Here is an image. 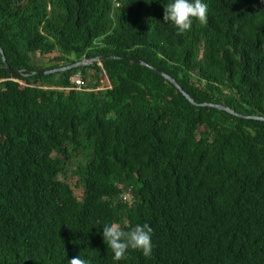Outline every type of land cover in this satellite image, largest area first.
Returning a JSON list of instances; mask_svg holds the SVG:
<instances>
[{
  "label": "trees",
  "instance_id": "trees-1",
  "mask_svg": "<svg viewBox=\"0 0 264 264\" xmlns=\"http://www.w3.org/2000/svg\"><path fill=\"white\" fill-rule=\"evenodd\" d=\"M171 2L0 0V264H264V0H202L183 34ZM112 223L151 258L115 260Z\"/></svg>",
  "mask_w": 264,
  "mask_h": 264
},
{
  "label": "clouds",
  "instance_id": "clouds-1",
  "mask_svg": "<svg viewBox=\"0 0 264 264\" xmlns=\"http://www.w3.org/2000/svg\"><path fill=\"white\" fill-rule=\"evenodd\" d=\"M164 22L172 23L183 34L191 29L193 21L204 25L208 22V5L202 0H172L164 7ZM152 228L148 224L136 225L125 231L120 224L112 223L103 227V240L114 253V259L125 258L126 252L139 250L142 254L152 256ZM68 264H87L80 256L72 258Z\"/></svg>",
  "mask_w": 264,
  "mask_h": 264
},
{
  "label": "water",
  "instance_id": "water-1",
  "mask_svg": "<svg viewBox=\"0 0 264 264\" xmlns=\"http://www.w3.org/2000/svg\"><path fill=\"white\" fill-rule=\"evenodd\" d=\"M1 55L3 56V63L5 64V69L9 72V74L11 76H19L21 75V73L19 72H13L9 65H7V61L4 57V52L1 51ZM109 58H114V57H106V56H99V57H96V58H93V59H90V60H84L82 62H79V63H76L74 65H71L69 66L68 68H65V69H61V70H56V71H52V72H44V73H38V74H35L37 76H40V75H43V76H47V75H52V74H56V73H61V72H65V71H68L69 69H72V68H76V67H80V66H89V65H94L96 64L97 62H101L105 59H109ZM139 64L143 65V66H147V64H145L144 62L142 61H139V60H136ZM155 71L157 73H159L161 76L165 77L166 79L170 80L173 84L176 85V87L187 97V99H189L192 103H194V101L190 98V96L179 86V84L172 78L170 77L169 75H166L165 73L163 72H160L158 70L155 69ZM195 104V103H194ZM213 107H216V108H219L221 110H225L231 114H234V115H238L236 114L233 110L227 108V107H224V106H221V105H211ZM252 119H255V120H261V121H264V118H261V117H251Z\"/></svg>",
  "mask_w": 264,
  "mask_h": 264
},
{
  "label": "rangeland",
  "instance_id": "rangeland-1",
  "mask_svg": "<svg viewBox=\"0 0 264 264\" xmlns=\"http://www.w3.org/2000/svg\"><path fill=\"white\" fill-rule=\"evenodd\" d=\"M56 56H57V55H51V56H47V57H41L40 55H37V57L35 58V64H36L38 67H42V68H44V67L50 65V64L52 63V61L56 58ZM90 73L93 74L94 72H93V71H90ZM75 76H76V75H75ZM75 76H74V77H75ZM79 80H81L79 77H76V78H75V81H79ZM104 82H107V79L105 78V75H102V76H101V83H102V84H100V86H99V90H102L103 87L106 86V85H103ZM80 83H81V82H80ZM96 91H98V90H96ZM67 177H68V181H69L70 184L72 185V187H73V189H74V191H75L77 197H78L79 199H81V198H82V195H83V189H81V188H79V187L77 186V182H76L77 177H76L74 174H72V171H71V172H68V176H67Z\"/></svg>",
  "mask_w": 264,
  "mask_h": 264
},
{
  "label": "built area",
  "instance_id": "built-area-1",
  "mask_svg": "<svg viewBox=\"0 0 264 264\" xmlns=\"http://www.w3.org/2000/svg\"><path fill=\"white\" fill-rule=\"evenodd\" d=\"M76 77H79V78L81 79V76L78 74V75H76L75 77H73V78L71 79V81H72L73 83H75V84L78 85V86H77V89L81 90V89H82L83 81H82V79L79 80V81H75V78H76ZM80 82H81V83H80ZM83 85H84V84H83Z\"/></svg>",
  "mask_w": 264,
  "mask_h": 264
}]
</instances>
